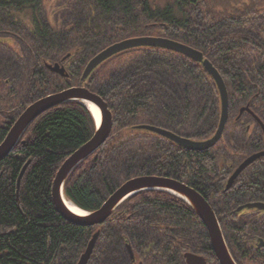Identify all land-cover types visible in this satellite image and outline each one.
Wrapping results in <instances>:
<instances>
[{"label":"trees","instance_id":"16d2710c","mask_svg":"<svg viewBox=\"0 0 264 264\" xmlns=\"http://www.w3.org/2000/svg\"><path fill=\"white\" fill-rule=\"evenodd\" d=\"M135 37L183 43L219 71L231 118L218 146L192 152L134 129L149 124L197 141L215 135L221 117L217 86L183 55L132 50L82 80L96 54ZM68 55L70 78L46 68ZM76 86L103 98L114 128L104 146L67 179L69 202L94 212L129 180L167 176L206 199L214 197L212 205L223 213V195L202 187L217 174L214 156L221 144L232 149L234 141L253 138L244 125L255 120L245 113L236 121L240 109L249 106L264 123V0H0V107L9 113L15 106L19 115L34 101ZM10 116L0 112V144L15 122ZM96 130L84 103H66L40 116L0 163V264H78L97 231L89 264H186L187 253L218 264L203 222L185 201L166 192L134 195L98 227H81L61 216L52 199L57 172ZM259 143L248 144V151Z\"/></svg>","mask_w":264,"mask_h":264},{"label":"water","instance_id":"95a60500","mask_svg":"<svg viewBox=\"0 0 264 264\" xmlns=\"http://www.w3.org/2000/svg\"><path fill=\"white\" fill-rule=\"evenodd\" d=\"M161 49L169 52L177 53L187 57L188 59L198 63L203 67V69L211 76L215 82L221 104V117L218 129L215 135L206 141H196L190 138H183L177 134L170 132L165 129L153 125L142 124L136 126L134 129L138 131H147L159 136H162L168 140H171L178 146L191 150L202 152L214 147L223 137L225 128L229 120V93L225 81L219 71L214 67V65L205 59L202 52L189 47L183 43L175 40L162 37H137L130 38L115 44L102 50L98 53L86 66L82 80L87 81L90 77L105 63L111 59L137 49ZM70 57L68 55L66 59ZM45 66L53 73L60 75L63 78L68 77L67 70L65 67L61 66L59 63L49 64L46 63ZM70 102H89L100 110L101 118L98 122L94 113L91 111L96 123L97 130L95 135L87 143L82 145L77 149L60 167L57 172L56 178L52 186V199L57 211L61 216L68 222L81 226V227H97L105 224L107 220L111 218L116 210L129 198L136 194L146 192V191H164L171 193L172 195L185 201L197 214V216L204 223L213 251L217 257L219 264H236L233 257L231 256L229 249L227 247L226 241L224 239L218 218L206 201V199L195 189L169 178H162L156 176H146L138 177L129 180L123 184L119 189H117L108 200L96 211L86 212L81 208L77 207L84 214L74 213L66 202V197L64 194V186L71 175V173L85 162L89 157H91L96 151L104 146L107 142L114 128L113 114L109 108V105L103 100L101 96L91 92L85 87H73L67 90L46 96L38 101L32 103L26 110L21 114V116L16 120L4 141L0 144V163L3 162L17 147L21 139L23 138L26 131L30 126L44 113L49 110L60 107L66 103ZM89 108V107H88ZM249 111L248 107L241 110V115ZM98 126L100 129L98 130ZM264 156V152L261 154H256L248 158L234 173L229 181V187L232 185L233 181L239 176V174L245 170L247 166L257 161L260 157ZM28 165H26L19 177L18 188L20 187L21 180L27 170ZM264 205L257 204L253 206H248L249 209L255 207L258 209H263ZM100 231H97L93 236L92 240L89 242L88 247L84 254L81 256L78 264H89L90 259L95 251L98 239L100 237ZM128 251L131 259L135 260V255L130 246H128ZM186 264H209L208 260L203 257L193 253H187L184 256ZM143 264V263H139Z\"/></svg>","mask_w":264,"mask_h":264},{"label":"flooded vegetation","instance_id":"af4514ba","mask_svg":"<svg viewBox=\"0 0 264 264\" xmlns=\"http://www.w3.org/2000/svg\"><path fill=\"white\" fill-rule=\"evenodd\" d=\"M59 64L65 67V69L67 70L69 76L65 79L70 78V74L72 73V71L68 66L71 65V63H66V61H64L60 62ZM59 77L63 78L61 76ZM7 81L8 80H6V82ZM52 94L55 93H51L49 95ZM22 105H24V102H22ZM25 110L26 108L22 110L21 113L18 115L15 106L13 111L9 113L6 111V109H2L0 107V112L4 111L5 113L11 115L9 118L10 122L12 118H15L16 121ZM241 110L242 109H240V114ZM247 113L254 120L256 119L255 123L258 125L259 128L256 126V124L244 125L243 123H241V125L246 126V133H251L253 138L240 139L237 142L234 141L236 144L233 142L232 149L226 147L225 144H221V147L218 148L219 153L214 156L216 158V164L214 165L218 168L215 172L217 174L215 175L214 180L211 183H208L205 185V187H202L205 192L207 191L210 193L212 191L210 189H213L215 190L213 193L219 196L223 195L225 200V203H223L224 212L221 213L220 209H218L219 211L215 210L214 206L212 205V200L214 199V197L211 198L209 195L207 197H210L211 199H206L205 196H203L200 192L199 193L206 199V201L214 210L218 218L229 252L235 260L236 264H264V208H248V206H253L257 204L264 205V156L260 157L257 161L247 166L245 170H243L239 174V176L233 181L232 185L229 187V181L234 175V173L237 171V169L251 156L264 152V126L259 122V118L255 114L250 112V109L249 111H247ZM239 115L236 118V121L241 120L242 117L239 118ZM258 142L260 143L257 145V148L252 153L249 152L248 144L252 145L253 143ZM218 144H216L212 148H215L216 146H218ZM156 177L176 180L167 176ZM181 183L189 186L184 182ZM218 184L222 185V187L224 185L223 191H219V189H217ZM189 187L193 188L192 186ZM241 222H244L243 224L245 227L247 226V230H243L242 226L240 225ZM229 223L234 226H231ZM236 226H239L238 230H236ZM232 229H235V234L233 232L231 233Z\"/></svg>","mask_w":264,"mask_h":264},{"label":"bare ground","instance_id":"6f19581e","mask_svg":"<svg viewBox=\"0 0 264 264\" xmlns=\"http://www.w3.org/2000/svg\"><path fill=\"white\" fill-rule=\"evenodd\" d=\"M87 106L89 107V109H91V111L94 113L95 117L97 118L98 122L100 121L101 118V113L100 110L98 109V107H96L95 105L86 102ZM256 120V119H255ZM67 205L69 206V208L76 214H84L82 211H80L78 208H76L71 202H69L68 200H66Z\"/></svg>","mask_w":264,"mask_h":264},{"label":"rangeland","instance_id":"374dc122","mask_svg":"<svg viewBox=\"0 0 264 264\" xmlns=\"http://www.w3.org/2000/svg\"><path fill=\"white\" fill-rule=\"evenodd\" d=\"M124 40H126V39H124ZM123 41V40H122ZM117 43V42H116Z\"/></svg>","mask_w":264,"mask_h":264}]
</instances>
